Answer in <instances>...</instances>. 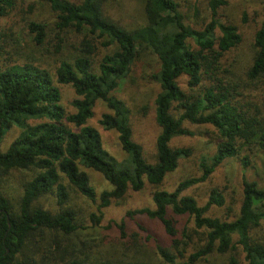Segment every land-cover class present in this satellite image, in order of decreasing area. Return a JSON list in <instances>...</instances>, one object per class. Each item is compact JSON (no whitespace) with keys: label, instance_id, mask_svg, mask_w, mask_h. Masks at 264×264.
Instances as JSON below:
<instances>
[{"label":"trees","instance_id":"obj_1","mask_svg":"<svg viewBox=\"0 0 264 264\" xmlns=\"http://www.w3.org/2000/svg\"><path fill=\"white\" fill-rule=\"evenodd\" d=\"M41 1L49 6L54 20L49 26L21 19L30 46H21L10 28L0 27V52L7 54L0 63V140L10 126L19 128L0 152V264H43L41 249L48 246L43 232L66 235L76 229L72 209L65 206L66 188L73 187L89 201L96 199L80 167L98 172L110 185L98 194L97 215H90L94 223L101 208L111 199H120L127 189L139 191L144 183L160 185L178 160L189 154L186 147L169 145L172 137L191 134L183 126L185 121L213 129V151L200 156L199 174L179 180L172 190L153 189L152 207L128 210L125 216L144 214L159 222L168 244L155 249L167 264H213L216 257H225L221 264H264V182L241 179L239 205L230 219L206 215L209 208L223 204L219 190L210 189L202 205L183 193L206 180L224 159L239 157L246 167L247 152L264 157V6L252 36L251 55L241 61L224 57L241 42L237 27L218 17L226 0H207L209 17L198 28L185 22L175 0H141L144 23L133 28L107 16L105 0ZM15 7L16 0H0V18ZM32 9L27 5L24 14ZM69 34L79 36V53L70 61L58 58L54 77L34 64L37 50L59 55ZM97 39L112 50L94 67L90 57ZM142 53L151 54L157 62L152 74L158 85L153 98L157 133L152 162L132 139L130 111L114 94ZM55 83L71 86L75 95L71 112L59 103ZM96 101L107 110L98 123L116 133L124 153L120 159L102 146L97 130L86 124ZM10 171L20 173L13 195L5 187L4 174ZM46 194L54 196L55 212L38 205L37 199ZM259 227L263 233H256ZM88 258L68 264H112L108 259L91 263Z\"/></svg>","mask_w":264,"mask_h":264},{"label":"rangeland","instance_id":"obj_2","mask_svg":"<svg viewBox=\"0 0 264 264\" xmlns=\"http://www.w3.org/2000/svg\"><path fill=\"white\" fill-rule=\"evenodd\" d=\"M78 1V0H71ZM177 8L184 16V20L191 27L198 28L209 17L207 0H175ZM227 3L218 9V17L221 21L233 23L240 33L241 42L229 51L224 57L239 58L241 61L251 55L252 36L260 22L261 10L264 0H226ZM31 4L32 12L24 14L27 5ZM104 12L114 21L127 28H133L144 23L143 3L141 0H105ZM28 17H21V16ZM22 18L34 19L45 24L52 25L54 14L49 6L41 0H16L15 10L7 17L0 18L1 30H10L16 41L21 45H29V36L23 29ZM7 32V31H6ZM79 36L69 34L68 39L61 45L60 54H44L42 50L35 53L40 67L49 71L54 77V68L58 58L72 60L79 52L77 42ZM96 40V49L91 55V64L96 67L101 56L112 50L111 46H101ZM28 48V47H27ZM3 49H7L5 46ZM43 52V53H42ZM6 53L0 52L1 59ZM157 62L149 53L140 54L131 65V72L122 85L114 90V94L122 99L130 111V126L132 139L141 148L147 161H153L154 138L157 126L153 119V98L158 91V85L152 78ZM185 78L179 79L183 87ZM59 89V103L66 112H71L70 101L75 97L68 84L55 83ZM92 116L86 124L92 126L100 135L102 146L116 159L124 156L113 130H105L98 123L101 113L106 112L104 105L96 101ZM35 121L30 120V123ZM183 126L191 131L190 135L174 136L170 139L171 147H186L189 154L178 160L176 168L167 173L161 184L157 187L144 183L139 191L127 189L120 199H111L107 206L101 208V216L98 223L90 219V215H97L96 205L98 194L102 190H108L110 185L102 176L90 169L80 167L88 176L89 184L93 187L96 199L89 201L79 194L73 187L68 186V199L65 206L72 209L76 229L69 234H61L58 231H44L43 235L48 242L41 251L45 252L43 264H68L73 259L89 257L87 261L94 263L98 260L108 259L112 264H167L156 252V245L166 246L168 243L164 231L156 220H151L144 214L125 216V212L141 207H152L150 193L153 189L172 190L177 182L183 178L197 176L199 174L198 161L200 156H209L213 151V129L206 124H192L183 122ZM19 128L12 125L2 135L0 140V152L4 151L11 140L18 134ZM246 152H241L245 154ZM249 163L242 167L239 157L227 158L219 163L203 182L194 184L183 191L184 194L193 196L198 205H202L207 198L210 189L219 190L224 202L220 207H212L206 211V215L218 218H232L237 212L240 200L241 179L255 180L259 185L264 182V157L259 153H248ZM20 173L10 171L4 174L5 187L10 194H14L15 183ZM64 184L66 181L63 179ZM37 203L43 209L55 212L58 207L52 194H46L37 199ZM180 220V219H179ZM184 220L181 218L180 222ZM121 225V228L118 225ZM263 233L262 228L255 230ZM46 244V243H45ZM190 250H187L189 252ZM242 252L237 249V257L242 260ZM225 257H216L213 264L223 263ZM198 264H206L201 261Z\"/></svg>","mask_w":264,"mask_h":264}]
</instances>
